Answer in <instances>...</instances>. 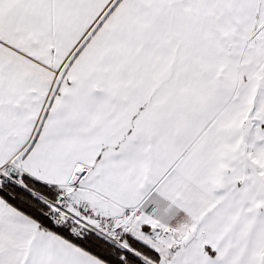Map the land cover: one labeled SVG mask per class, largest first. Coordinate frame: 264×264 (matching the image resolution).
<instances>
[{"label":"snow or ice","instance_id":"snow-or-ice-1","mask_svg":"<svg viewBox=\"0 0 264 264\" xmlns=\"http://www.w3.org/2000/svg\"><path fill=\"white\" fill-rule=\"evenodd\" d=\"M0 264H264V0H0Z\"/></svg>","mask_w":264,"mask_h":264}]
</instances>
